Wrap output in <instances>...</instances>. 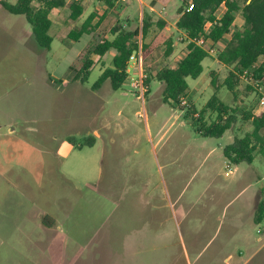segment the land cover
Returning <instances> with one entry per match:
<instances>
[{"label":"rangeland","instance_id":"rangeland-1","mask_svg":"<svg viewBox=\"0 0 264 264\" xmlns=\"http://www.w3.org/2000/svg\"><path fill=\"white\" fill-rule=\"evenodd\" d=\"M143 1L140 8L137 0H111L112 7L82 0L76 22L67 6L53 10L49 51L37 47L23 16L0 5V264H223L250 245L252 237L241 235L264 230L253 218L264 198V159L256 153L252 164L235 165L223 155L235 137L252 131L244 113L264 111L250 84L232 78L228 88L233 67L217 57L231 34L203 60L202 74L187 80L185 106L180 98L165 102L163 85L150 78L185 56L179 33L170 57L161 45L143 62L144 106L127 81L119 90L109 82L93 90L100 67L111 66V51L86 82L73 79L90 54L87 37L73 42L67 35L90 14L101 18L94 41L112 38L119 26L139 29L145 12L173 27L182 0ZM235 20L232 32L244 25L240 13ZM213 95L234 117L220 138L194 127ZM90 138L93 146L76 148ZM125 238L132 253L120 260Z\"/></svg>","mask_w":264,"mask_h":264},{"label":"trees","instance_id":"trees-1","mask_svg":"<svg viewBox=\"0 0 264 264\" xmlns=\"http://www.w3.org/2000/svg\"><path fill=\"white\" fill-rule=\"evenodd\" d=\"M107 0L110 7L113 4ZM1 7L9 14L23 16L30 27L32 38L37 47L50 50L53 38L49 35L52 26L50 15L53 10L68 7L69 18L76 22L84 14V7L78 0H16L11 4L0 1ZM189 5L192 8L189 9ZM225 10L220 17L216 13L220 7ZM241 14L244 25L241 30L232 32L237 14ZM176 27L184 32L192 40L200 35H206L214 44L221 41L226 35L231 34V39L222 51L218 53V60L226 66H232L228 88L232 90V78L240 80L239 75L257 63L264 57V0H182L177 9ZM95 14H90L79 27H74L67 35V39L77 42L83 36H89L96 25L93 24ZM211 24V28L205 33V26ZM152 27L156 28L152 38L147 37L152 33ZM166 22L162 19L152 21V15L145 12L142 18L143 62L146 61L161 45L165 47L164 58L171 56L174 48L172 35L165 31ZM140 30H128L116 27L112 30L113 39L102 38L100 41H90L86 45V51L90 57L86 58L80 70L74 75V80L84 83L95 67L96 62L91 56L98 60L103 59L111 50L115 51L111 66L104 69L93 86L97 90L105 82H109L113 90H119L126 81V67L129 56L136 49V40ZM208 57L207 53L197 47L194 43H188L185 56L180 59L174 68L162 67L150 78L156 79L163 85V99L165 102L178 103L180 96L187 93L189 85L187 80H196L203 72L202 62ZM257 74L264 72V60L260 64ZM150 80V79H149ZM147 81V83L149 82ZM229 107L213 95L205 107L198 112L194 123L196 132L202 137L220 138L233 125L234 117L229 114ZM216 117L209 123L206 119L209 115ZM243 120L250 121L252 131L246 133L242 138L235 137L231 144L223 149L224 157L235 165L242 163L252 164L256 159V153L264 159V111L245 112ZM94 138L78 145V149L84 146H93ZM71 147H74L72 143ZM264 194V189L262 190ZM49 219L44 218L43 224L51 227L52 223H46ZM264 222V198L258 203L254 223Z\"/></svg>","mask_w":264,"mask_h":264},{"label":"built area","instance_id":"built-area-1","mask_svg":"<svg viewBox=\"0 0 264 264\" xmlns=\"http://www.w3.org/2000/svg\"><path fill=\"white\" fill-rule=\"evenodd\" d=\"M192 8V5H189V9ZM221 8V7H220ZM219 8V9H220ZM219 11V10H218ZM217 11V13H218ZM216 13V14H217ZM220 15H216L219 17ZM211 28V24L207 23L205 26V33ZM140 33L136 40V49L134 52L129 56L127 61L126 67V81L129 84L130 90L133 93H137L139 98H143L144 94L147 92V86L145 84L146 76L143 71V52H142V33L141 28L139 29ZM184 40L187 43H194L197 47L202 49L207 53V55L214 56L217 53L215 48L216 44H214L207 36L200 35L198 38L190 40L187 35L183 32ZM264 57H261L257 63H254L249 69L244 70L240 75V81H245L246 83L250 84L254 91H256L259 95V108L264 107V72L257 74L260 69V64L263 62ZM181 106L186 105L185 99L182 97L180 98ZM262 112V111H257ZM228 173L232 174L233 170L228 166Z\"/></svg>","mask_w":264,"mask_h":264},{"label":"crops","instance_id":"crops-1","mask_svg":"<svg viewBox=\"0 0 264 264\" xmlns=\"http://www.w3.org/2000/svg\"><path fill=\"white\" fill-rule=\"evenodd\" d=\"M78 1H80L81 2V4H82V6L84 7V4H83V2H82V0H78ZM113 1V0H112ZM138 1V3H139V6H140V8H142V6H143V3H144V1L143 0H137ZM162 1H165V0H162ZM145 5V4H144ZM222 8L225 10V8H224V6H222ZM149 10L151 11V12H155V10L152 8V7H149ZM84 12H85V8H84ZM224 11H222V13H223ZM221 13V14H222ZM122 16V15H121ZM221 16V15H220ZM219 16V17H220ZM142 18H143V16H142V14L140 15V19H139V22H140V25H139V29L142 27ZM177 18H178V16L175 18V21H174V24H173V27H170V26H168L167 25V23H166V27H165V31L168 33V34H170V35H172V38H173V41H174V35H173V32L175 33V34H183V32L182 31H180V30H178L177 29V27H176V21H177ZM100 19L101 18H99V17H97L96 15H95V18H94V20H93V24H95L96 25V28L94 29V31L89 35V36H84V37H87V41H86V44L88 43V42H90V41H94L93 39H92V35L94 34V35H97V33L100 31V29H101V27H100V25H98V23H99V21H100ZM120 19H121V17H120ZM126 20H128V18H125ZM236 19V18H235ZM164 21V20H163ZM236 21V20H235ZM166 22V21H165ZM235 23V22H234ZM123 26H126V22H123ZM104 38H107V39H109V40H112L113 39V36H112V38H108V37H104ZM174 44H175V42H174ZM113 51V52H112ZM111 59L114 57V55H115V51L114 50H111ZM105 58V57H104ZM104 58L103 59H101V60H98L97 58H95V59H93L92 58V60L93 61H95L96 62V65H95V67L96 66H100V64L102 65V63L104 62ZM112 61V60H111ZM105 67H103V65L100 67V75L102 74V72L104 71V69H106V68H109L107 65H104ZM103 67V68H102ZM124 94H126V93H124ZM141 102H142V99L140 100ZM143 106H144V103L142 102L141 103ZM70 148H73V149H75L74 147H71V146H69ZM260 202V201H259ZM258 202V203H259ZM258 205V204H257ZM257 207V206H256ZM255 214V213H254ZM254 218V217H253ZM252 237V241H250V245H247L246 247H244L243 249H241V250H238V253L237 254H234L233 256H228V257H226V258H224L223 260H222V263L223 264H264V230H259L258 232H256V235H246V234H244V235H241V238L242 239H249V238H251ZM142 240H143V238L142 239H140V241H139V245L140 244H142ZM248 243H249V241H247ZM128 250H130V248H128L127 247V240H126V238H125V242L123 243V248H122V252H121V257L120 256H118L117 258H119L120 260H125L126 259V254H127V252H131V250L130 251H128ZM134 253H137L136 252V250L135 251H133ZM132 253V252H131ZM142 251H140L139 252V255H142ZM119 259H117V260H119ZM119 260V261H120ZM112 261H114L113 262V264H120L118 261H116V259L115 260H112ZM116 261V262H115ZM126 264V263H125Z\"/></svg>","mask_w":264,"mask_h":264}]
</instances>
